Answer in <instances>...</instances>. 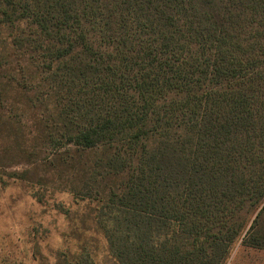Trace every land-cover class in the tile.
<instances>
[{
	"label": "trees",
	"instance_id": "obj_1",
	"mask_svg": "<svg viewBox=\"0 0 264 264\" xmlns=\"http://www.w3.org/2000/svg\"><path fill=\"white\" fill-rule=\"evenodd\" d=\"M0 131L55 149L117 264L264 250V0H0Z\"/></svg>",
	"mask_w": 264,
	"mask_h": 264
},
{
	"label": "rangeland",
	"instance_id": "obj_2",
	"mask_svg": "<svg viewBox=\"0 0 264 264\" xmlns=\"http://www.w3.org/2000/svg\"><path fill=\"white\" fill-rule=\"evenodd\" d=\"M26 124V138L34 137L33 125ZM14 127L19 132V126ZM13 139L3 138L0 131V264H63L81 247L95 264H117L96 227L95 214L90 213L94 205L71 192L73 177L59 174L57 167L43 166L55 149L34 143L37 152L30 164L15 145L20 138ZM226 264H264V250L246 247L239 240Z\"/></svg>",
	"mask_w": 264,
	"mask_h": 264
}]
</instances>
